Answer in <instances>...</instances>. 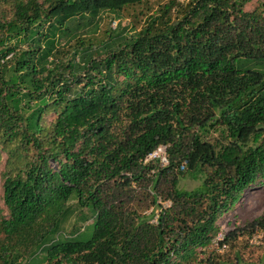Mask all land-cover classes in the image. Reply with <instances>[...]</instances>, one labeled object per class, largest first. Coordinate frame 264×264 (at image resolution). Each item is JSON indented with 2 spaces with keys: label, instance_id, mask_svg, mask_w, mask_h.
Here are the masks:
<instances>
[{
  "label": "trees",
  "instance_id": "obj_1",
  "mask_svg": "<svg viewBox=\"0 0 264 264\" xmlns=\"http://www.w3.org/2000/svg\"><path fill=\"white\" fill-rule=\"evenodd\" d=\"M250 1L170 0L97 39L145 0H0V264H233L218 220L264 182V71L236 66L264 60ZM257 232L264 211L218 248Z\"/></svg>",
  "mask_w": 264,
  "mask_h": 264
},
{
  "label": "rangeland",
  "instance_id": "obj_2",
  "mask_svg": "<svg viewBox=\"0 0 264 264\" xmlns=\"http://www.w3.org/2000/svg\"><path fill=\"white\" fill-rule=\"evenodd\" d=\"M170 0H145L140 5L129 7L126 11L116 14L114 12H104L102 19L99 21L97 31L93 34L89 33L86 36L93 35L97 39H105L111 30H122V34L130 35L144 25H146V19L153 14L160 6L164 5ZM178 3L186 6L187 0H176ZM259 0H251L245 5V9H252ZM178 9L174 7L173 11ZM68 47H65L67 49ZM237 68L240 70H258L264 71V60H250L240 58L236 62ZM199 185L198 180H192L190 178H181L179 188L185 190L194 189ZM160 201V200H159ZM165 202L163 204H167ZM154 206H149L143 212L149 214L153 210ZM264 211V182L254 187H251L245 191L240 201L234 204L229 210L222 214L218 220L220 230L216 239L213 242L212 247L217 248V251L221 254L228 256L233 264H258L263 258L261 256L264 250V236L261 232H257L249 239L248 243L245 240H239L237 247L223 246L218 248L217 240L219 237H223L229 230L236 226H242L251 221L255 217L259 216ZM158 212V210H157ZM155 221V218L152 219ZM89 220L87 223H90ZM235 250L241 254V261L237 262L235 259ZM231 264V263H228Z\"/></svg>",
  "mask_w": 264,
  "mask_h": 264
},
{
  "label": "built area",
  "instance_id": "obj_3",
  "mask_svg": "<svg viewBox=\"0 0 264 264\" xmlns=\"http://www.w3.org/2000/svg\"><path fill=\"white\" fill-rule=\"evenodd\" d=\"M155 158H159L162 162H166V146H159L156 150H154L152 153H150L146 160L148 159H155ZM222 236L218 238L217 242L222 240Z\"/></svg>",
  "mask_w": 264,
  "mask_h": 264
}]
</instances>
